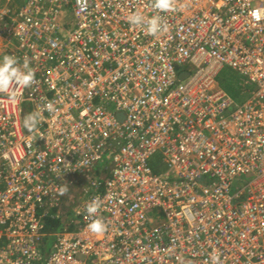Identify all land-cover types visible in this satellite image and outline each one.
<instances>
[{"label": "built area", "instance_id": "2783aa9c", "mask_svg": "<svg viewBox=\"0 0 264 264\" xmlns=\"http://www.w3.org/2000/svg\"><path fill=\"white\" fill-rule=\"evenodd\" d=\"M83 3L0 0V57L36 75L18 101L0 94V264H264V0H176L157 37L127 20L157 15L151 0ZM223 66L244 101L216 83ZM48 101L33 140L23 108ZM65 185L73 227L46 234Z\"/></svg>", "mask_w": 264, "mask_h": 264}, {"label": "clouds", "instance_id": "9594fccd", "mask_svg": "<svg viewBox=\"0 0 264 264\" xmlns=\"http://www.w3.org/2000/svg\"><path fill=\"white\" fill-rule=\"evenodd\" d=\"M80 2V0H78ZM176 0H151V7L157 11V15L151 18L145 17L143 14L134 12L127 17L130 25L140 27L145 35L157 37L167 32V25L163 22L159 13H166L175 10ZM82 10H86V0L82 4ZM31 60L24 57L21 62L20 58L14 55L5 54L0 57V94L6 95L11 101H18L22 96L21 89L31 88L36 83L35 71L30 67ZM55 113L56 109L52 101L46 102L34 111L28 112L23 117V128L33 140L38 135L39 125L44 122L43 112ZM68 193V187L65 185L60 188L58 195L64 196ZM102 206V200L94 197L91 201L84 205L83 211L91 219L87 225L88 230L93 234H102L107 231L108 225L100 218L97 213ZM212 264H220L219 253L215 250L211 256Z\"/></svg>", "mask_w": 264, "mask_h": 264}, {"label": "trees", "instance_id": "16d2710c", "mask_svg": "<svg viewBox=\"0 0 264 264\" xmlns=\"http://www.w3.org/2000/svg\"><path fill=\"white\" fill-rule=\"evenodd\" d=\"M29 108L24 106L23 108V116L29 112ZM102 164L98 165L95 170L92 172L91 177L92 180H101L105 176V172H103L101 169ZM78 186H75L70 193L68 192V196H66L59 206L60 214L58 217L50 218V217H43L42 219V232L46 234H50L52 232H55L56 230H59L63 227L72 228L73 227V216H72V209L74 208L75 204L78 200ZM51 244V237H45L41 241V250L42 253L45 254Z\"/></svg>", "mask_w": 264, "mask_h": 264}, {"label": "rangeland", "instance_id": "374dc122", "mask_svg": "<svg viewBox=\"0 0 264 264\" xmlns=\"http://www.w3.org/2000/svg\"><path fill=\"white\" fill-rule=\"evenodd\" d=\"M238 79V74L227 66H223L215 78L218 86L236 103L244 101L247 97L239 89ZM149 165L155 173H160L165 170V165L161 162L159 154H155L150 159Z\"/></svg>", "mask_w": 264, "mask_h": 264}, {"label": "water", "instance_id": "95a60500", "mask_svg": "<svg viewBox=\"0 0 264 264\" xmlns=\"http://www.w3.org/2000/svg\"><path fill=\"white\" fill-rule=\"evenodd\" d=\"M184 76H186V73L181 74V75L179 76V78L181 79V78H183Z\"/></svg>", "mask_w": 264, "mask_h": 264}, {"label": "crops", "instance_id": "0c3cea01", "mask_svg": "<svg viewBox=\"0 0 264 264\" xmlns=\"http://www.w3.org/2000/svg\"><path fill=\"white\" fill-rule=\"evenodd\" d=\"M1 51V50H0Z\"/></svg>", "mask_w": 264, "mask_h": 264}]
</instances>
